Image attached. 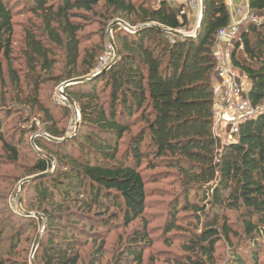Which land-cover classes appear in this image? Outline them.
I'll return each mask as SVG.
<instances>
[{
	"label": "trees",
	"instance_id": "1",
	"mask_svg": "<svg viewBox=\"0 0 264 264\" xmlns=\"http://www.w3.org/2000/svg\"><path fill=\"white\" fill-rule=\"evenodd\" d=\"M13 2L0 0V75L7 61L18 87L21 77L11 62ZM22 3L39 20L26 28L23 50L36 94L44 74L58 62L57 51L63 54L66 72L55 80L88 79L65 88L81 113L77 133L66 139L65 131L48 125L45 131L51 137L66 140L34 138L43 153L34 151L29 174L43 176L30 181L35 208L26 212L43 217L19 216L18 230L5 237L14 248L0 251V264H30L28 255L24 261L12 256L24 233L44 219L35 264H80L85 222L108 227L116 218L125 225L140 220L143 227L111 264H154L144 258L152 245L146 209L149 193L159 189L148 184L169 176L179 189L164 201L166 229L188 231L175 264H216V247L222 242L228 246L222 264H264V111L243 122L234 141H223L213 131L216 34L231 22L226 0H204L196 38L177 33L188 26V15L180 13L184 5L168 0ZM249 10L264 11V0H249ZM91 14L104 29L116 18L127 25L112 28L117 56L107 67H99L102 45L84 46L82 31ZM246 25L231 59L249 81L252 105L262 106L264 26ZM13 108L3 109L12 115ZM43 111V121L54 123L53 112ZM36 130L35 124H18L10 134L17 140L13 144L0 116V152L17 162L19 146ZM189 218V227L181 223ZM92 237L100 240L95 250L100 260L104 239L97 231Z\"/></svg>",
	"mask_w": 264,
	"mask_h": 264
},
{
	"label": "rangeland",
	"instance_id": "2",
	"mask_svg": "<svg viewBox=\"0 0 264 264\" xmlns=\"http://www.w3.org/2000/svg\"><path fill=\"white\" fill-rule=\"evenodd\" d=\"M14 10L15 35L13 43V52L11 56L12 66L20 74L21 82L17 87L12 81L8 73V62L3 63V75H0V116L3 118V131L8 136L13 144L17 140L10 138V134L18 124L27 123V125L35 124L37 130L33 134L25 136L23 144L19 146L20 157L17 162H11L6 153L0 152V251L8 252L14 248L10 241H6L5 237L18 230L22 220L19 216H26V208L33 206L34 192L31 189L30 181L37 178L36 174H29V167L34 159V151H38L34 138L36 136L51 137L46 131V126L55 125L60 131H65L66 136L75 135L77 133V104L72 105L69 101H59V87L70 80H55L53 77L64 74L63 54L57 51L58 62L55 68L44 77L40 84L39 91L35 92V83L29 72L23 50L25 49V30L30 23H39L36 16L30 11L28 6H24L22 0H14L12 3ZM254 17L249 23H257L264 26V16ZM116 18V21H118ZM248 23V24H249ZM199 24L198 17L193 27H186L183 33H193ZM247 25L243 26L245 29ZM111 24L107 29H104L98 20V16L91 14V20L84 24L82 34L85 35V45H102L103 53L99 58V67H105L106 58L111 51V41L113 38ZM106 33V34H104ZM116 47V45H115ZM117 50V48H116ZM113 61L111 58L110 63ZM30 102L26 103V100ZM13 106L14 114L10 115L3 108ZM264 106V105H262ZM43 107L48 108L55 116L54 123L43 121L45 114ZM173 171V170H172ZM148 187L158 188L152 190L148 196V207L146 209L148 231L152 240V245L144 252L145 260L152 258L154 264H175L176 255L183 253V243L187 240L185 229L172 230L168 233L165 222L164 206L168 200V195L178 191L179 187L175 184L174 177L169 176L156 183H149ZM35 208L34 206L32 207ZM112 211V210H111ZM32 212L35 213L34 210ZM109 212L107 215H109ZM185 212L180 211L179 215ZM231 220L236 219V214L230 212ZM43 217V216H41ZM86 233L79 236L83 245L81 248L80 264H111L115 257L118 256L124 249V245L129 242L130 236L136 229L143 227V222L136 220L129 225H125L119 218L112 219L108 227L95 222L88 225ZM181 223L189 227L192 225L191 218L182 219ZM44 222L37 223L33 229H28L21 238L17 247V253L13 254V258L24 261L25 255H28V262L32 263L31 253L32 248L37 238L44 233ZM97 231L102 235L105 243L104 254L97 260L95 250L100 243L99 239L92 237ZM28 237V239H27ZM96 238V237H95ZM96 240V241H95ZM227 244L222 242L217 245L215 251L216 264H222V259L227 255ZM35 263V261H33Z\"/></svg>",
	"mask_w": 264,
	"mask_h": 264
},
{
	"label": "built area",
	"instance_id": "3",
	"mask_svg": "<svg viewBox=\"0 0 264 264\" xmlns=\"http://www.w3.org/2000/svg\"><path fill=\"white\" fill-rule=\"evenodd\" d=\"M171 5L173 1L168 0ZM241 2L233 8L234 0H226L231 13L228 26L218 29L216 34V79L214 84L215 101L213 104V131L223 141H234L240 125L258 116L264 111V106L252 105L248 98V84L242 72L232 63V53L240 41L243 26L253 20L249 10V0ZM198 10L201 12V0H190L180 13L189 14ZM111 51L106 58L105 67L109 66L116 56L115 49L110 44ZM113 61L110 63V59ZM103 68V67H102ZM64 84V83H63ZM59 87V101H69L64 85Z\"/></svg>",
	"mask_w": 264,
	"mask_h": 264
},
{
	"label": "water",
	"instance_id": "4",
	"mask_svg": "<svg viewBox=\"0 0 264 264\" xmlns=\"http://www.w3.org/2000/svg\"><path fill=\"white\" fill-rule=\"evenodd\" d=\"M204 11H205V3H204V0H201V16H200L199 24H198L197 29L195 30V32L190 33V34H187V33H180V32H177V33L180 34V35H182V36H185V37L196 38L197 35H198L199 32H200V29H201V24H202V19H203V16H204ZM115 24H121L122 26L127 27L126 23H124L123 21H120V20L113 22L112 25H111V27L113 28ZM110 41H111V44L113 45V47H114V49H115V53H116V56H117V50H116L115 42H114L112 36H111V38H110ZM116 56H115V58H116ZM115 58H114V60H115ZM113 62H114V61H113ZM113 62H112V63H113ZM112 63H111V64H112ZM87 79H88V78H75V79H72V80H70V81L65 82L63 85H64V88H66V87H67L68 85H70V84H74V83H78V82H83V81H85V80H87ZM67 98H68L69 102H70L72 105H75V102H74L69 96H67ZM80 117H81V113H80V111H79V109H78V118H79V119H78V122H77V128L79 127ZM73 136H74V135L68 136L66 139H70V138H72ZM48 138L51 139V140H53V141H56V142H60V141L66 140V139H57V138H54V137H48ZM39 151H40L41 153H43L41 150H39ZM50 173H51V172H50ZM41 176H43V175H38L37 178H38V177H41ZM25 213H26V215H28V216H34V217L42 216L41 214H39V213H34V212H25ZM44 229H45V227H44ZM41 239H42V234L37 238V240L35 241V244H34V246H33V248H32V253H31V256H32V257H31V259H32V263H33V264H35V263L33 262V261H34V254H35V252H36V250H37V248H38V246H39V244H40Z\"/></svg>",
	"mask_w": 264,
	"mask_h": 264
},
{
	"label": "crops",
	"instance_id": "5",
	"mask_svg": "<svg viewBox=\"0 0 264 264\" xmlns=\"http://www.w3.org/2000/svg\"><path fill=\"white\" fill-rule=\"evenodd\" d=\"M173 1V5H176V6H183V5H186L188 1L190 0H171ZM241 1L240 0H234V3H233V8H235ZM254 14L256 13L257 16L261 17V16H264V11H254L253 12ZM200 16H201V12H199L198 10H195L193 12H190L188 14V20H189V24H188V27H193L194 26V23L196 22V19L198 17V20L200 19ZM243 74V73H242ZM244 75V74H243ZM245 76V75H244ZM246 78V76H245ZM215 79H216V71H215ZM246 81H247V84H248V90H249V81L248 79L246 78Z\"/></svg>",
	"mask_w": 264,
	"mask_h": 264
},
{
	"label": "bare ground",
	"instance_id": "6",
	"mask_svg": "<svg viewBox=\"0 0 264 264\" xmlns=\"http://www.w3.org/2000/svg\"><path fill=\"white\" fill-rule=\"evenodd\" d=\"M77 115H78V109H77Z\"/></svg>",
	"mask_w": 264,
	"mask_h": 264
}]
</instances>
